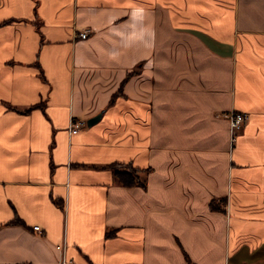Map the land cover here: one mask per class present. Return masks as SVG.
Segmentation results:
<instances>
[{
  "label": "crops",
  "instance_id": "crops-1",
  "mask_svg": "<svg viewBox=\"0 0 264 264\" xmlns=\"http://www.w3.org/2000/svg\"><path fill=\"white\" fill-rule=\"evenodd\" d=\"M62 259L264 264V0H0V264Z\"/></svg>",
  "mask_w": 264,
  "mask_h": 264
},
{
  "label": "built area",
  "instance_id": "built-area-1",
  "mask_svg": "<svg viewBox=\"0 0 264 264\" xmlns=\"http://www.w3.org/2000/svg\"><path fill=\"white\" fill-rule=\"evenodd\" d=\"M89 32H90L89 29H83L77 33V36L81 38H85ZM223 115L230 122V127L232 129H237L238 127H240L248 116L246 112H242V111H230L224 113ZM82 123H83L82 120H72L70 122V131L72 133L76 132L81 127ZM33 228L40 231L39 225H33ZM60 264H67L66 260L62 259L60 261Z\"/></svg>",
  "mask_w": 264,
  "mask_h": 264
},
{
  "label": "trees",
  "instance_id": "trees-1",
  "mask_svg": "<svg viewBox=\"0 0 264 264\" xmlns=\"http://www.w3.org/2000/svg\"><path fill=\"white\" fill-rule=\"evenodd\" d=\"M137 170L136 169H128V170H116L115 174L118 178V180L126 185H131L135 183H141V181L137 180L138 175L136 174Z\"/></svg>",
  "mask_w": 264,
  "mask_h": 264
},
{
  "label": "water",
  "instance_id": "water-1",
  "mask_svg": "<svg viewBox=\"0 0 264 264\" xmlns=\"http://www.w3.org/2000/svg\"><path fill=\"white\" fill-rule=\"evenodd\" d=\"M100 115H101V112H99V113H97V114H95V115L89 117V118L87 119V121H86L87 125H91V124H93L94 122H96V121L99 119Z\"/></svg>",
  "mask_w": 264,
  "mask_h": 264
}]
</instances>
